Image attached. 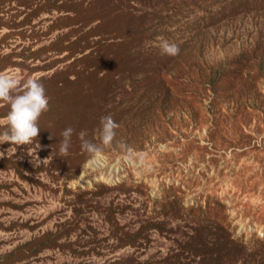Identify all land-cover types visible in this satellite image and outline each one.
Segmentation results:
<instances>
[{
    "label": "rangeland",
    "instance_id": "1",
    "mask_svg": "<svg viewBox=\"0 0 264 264\" xmlns=\"http://www.w3.org/2000/svg\"><path fill=\"white\" fill-rule=\"evenodd\" d=\"M0 73L49 100L0 144V264H264V0H0Z\"/></svg>",
    "mask_w": 264,
    "mask_h": 264
},
{
    "label": "clouds",
    "instance_id": "2",
    "mask_svg": "<svg viewBox=\"0 0 264 264\" xmlns=\"http://www.w3.org/2000/svg\"><path fill=\"white\" fill-rule=\"evenodd\" d=\"M159 46L162 53L168 56H176L179 53L178 45L163 38H160ZM20 87L19 77L11 73H0V102L8 104L10 107L6 116L7 127L0 131V144H32L40 132L39 118L48 111L49 100L39 79L30 78L24 82L22 93L18 91ZM100 123V145L85 139L86 132L79 133L82 149L89 153L94 161L104 159V147L112 145L116 137V129L119 127V124L110 115L102 117ZM73 132L74 129L68 127L61 133L63 140L59 152L63 156L68 155ZM2 155L4 153H0V156Z\"/></svg>",
    "mask_w": 264,
    "mask_h": 264
}]
</instances>
